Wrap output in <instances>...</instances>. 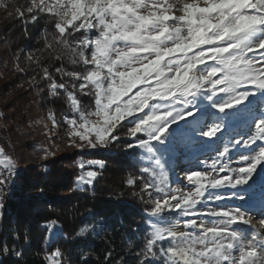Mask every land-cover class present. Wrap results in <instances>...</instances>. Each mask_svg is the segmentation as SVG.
<instances>
[{
	"label": "snow or ice",
	"instance_id": "obj_1",
	"mask_svg": "<svg viewBox=\"0 0 264 264\" xmlns=\"http://www.w3.org/2000/svg\"><path fill=\"white\" fill-rule=\"evenodd\" d=\"M0 8L25 32L44 22L41 54L27 60L39 68L35 87L44 82L65 102L61 119L47 115L64 126L68 146L109 149L127 139L140 150L141 174L125 181L147 205L141 243L127 242L134 264H264V0H0ZM19 59L17 70L28 71ZM78 167L85 190L105 162ZM18 174L0 145V219ZM45 228L50 239L63 235L55 220ZM93 231L85 222L77 235ZM10 254L23 249L0 241V260ZM113 259L106 251L104 264ZM45 264L71 261L56 247Z\"/></svg>",
	"mask_w": 264,
	"mask_h": 264
},
{
	"label": "trees",
	"instance_id": "obj_2",
	"mask_svg": "<svg viewBox=\"0 0 264 264\" xmlns=\"http://www.w3.org/2000/svg\"><path fill=\"white\" fill-rule=\"evenodd\" d=\"M24 2L19 0V3ZM44 30L42 21L29 25L25 32L20 20L8 17L0 8V145L6 146L9 153L25 165L19 169L14 189L8 196L7 212L0 228V241L6 240L9 247L18 244L23 255L4 256L0 264H45V256L56 247L64 251L71 264H84L85 260L87 264H104L108 250L115 257L112 264L122 256L127 264H134L127 255V242L131 239L137 245L141 243L140 230L144 227L147 206L133 195L139 188H129L125 181L129 173L141 174L140 150L128 149L129 140L125 139L106 150H87L48 163L40 160L38 165L29 162V157H23L28 142H23L22 138L41 137L37 129H30L26 134L18 127L26 128V123L36 118L35 102L40 100L46 113L53 110L58 120L67 112L63 99L48 96L44 82L40 88L33 84L34 76L39 79V68L29 65L27 57L41 54ZM48 31H52L51 25ZM17 56L20 67H27L28 71L17 70ZM43 59L47 63L46 54ZM10 108L13 110L6 112ZM31 152L37 155L33 149ZM92 158L104 161L105 168L94 187L81 190L76 186L81 172L78 163ZM52 220L62 226L63 235L50 239L45 224ZM85 222L95 224L96 231L78 236ZM17 235L19 241L14 238Z\"/></svg>",
	"mask_w": 264,
	"mask_h": 264
},
{
	"label": "rangeland",
	"instance_id": "obj_3",
	"mask_svg": "<svg viewBox=\"0 0 264 264\" xmlns=\"http://www.w3.org/2000/svg\"><path fill=\"white\" fill-rule=\"evenodd\" d=\"M6 87V85H5ZM135 91V89L133 90ZM7 92V91H6ZM8 100V99H5ZM35 107L37 108V116L34 120L32 121H36V120H41L42 124L39 125H33L31 122L29 121L26 123V128L23 127V125H19V130L25 132L26 134L30 133V129L32 131H34L35 129L39 130V134H40V138L39 139H35L34 136H27L24 139L22 138L23 142H28L27 143V147H24V156L23 157H29L31 163L34 164H40V160L44 161V163H48L53 159H57V158H64V157H71L74 155H77L81 152L87 151H81L78 149H74L68 146V138L66 136L65 133V129L64 126L61 124L60 127L58 128H53L52 125V121L49 119L47 113L44 111L43 106L40 102V100H37L35 102ZM13 110V108L7 109L6 112L10 113ZM5 127H7V124H4ZM44 125H47L48 129H52V134L50 135L48 133V131L45 129ZM31 144V147H29ZM31 149H33L34 152L37 153V156L35 153L31 152ZM44 149H50V154H46ZM99 150H106V149H99ZM91 151V150H88ZM17 159V158H16ZM93 159V158H92ZM204 157H201V160H203ZM18 161V159H17ZM233 166L234 167H238L240 166L239 164V157L234 156L233 157ZM188 166V161L186 159H181L179 161V163L175 164V173H177L179 176L183 177L184 175V168H186ZM25 167L24 164L19 163L18 161V169H23ZM44 166L42 165L41 168H43ZM97 171H99V169H96ZM81 174V172H80ZM173 180L176 179V175H173ZM177 184H173L172 187H177ZM14 189V188H13ZM13 189H11V191L8 192L7 197L9 196V194L12 193ZM261 195L260 190L257 189V191L255 192V197ZM7 202H8V198H7ZM144 204V203H143ZM147 206V205H146ZM260 217H256L254 220L256 222H258ZM4 219V218H3ZM1 222V219H0ZM98 228H100V226H98Z\"/></svg>",
	"mask_w": 264,
	"mask_h": 264
},
{
	"label": "water",
	"instance_id": "obj_4",
	"mask_svg": "<svg viewBox=\"0 0 264 264\" xmlns=\"http://www.w3.org/2000/svg\"><path fill=\"white\" fill-rule=\"evenodd\" d=\"M6 212H7V197H4V214H3V218L5 217ZM3 218L1 219V222H0V228L2 226Z\"/></svg>",
	"mask_w": 264,
	"mask_h": 264
},
{
	"label": "bare ground",
	"instance_id": "obj_5",
	"mask_svg": "<svg viewBox=\"0 0 264 264\" xmlns=\"http://www.w3.org/2000/svg\"><path fill=\"white\" fill-rule=\"evenodd\" d=\"M11 189H13V185H11L10 188L6 189V191H5V192H6V196H5V197H7V194H8L9 191H11ZM260 196H261V195L257 196L256 199L259 200V199H260ZM7 198H8V197H7ZM255 222H256V221L254 220V223H255Z\"/></svg>",
	"mask_w": 264,
	"mask_h": 264
},
{
	"label": "built area",
	"instance_id": "obj_6",
	"mask_svg": "<svg viewBox=\"0 0 264 264\" xmlns=\"http://www.w3.org/2000/svg\"><path fill=\"white\" fill-rule=\"evenodd\" d=\"M6 196V192H5V195H4V197Z\"/></svg>",
	"mask_w": 264,
	"mask_h": 264
}]
</instances>
